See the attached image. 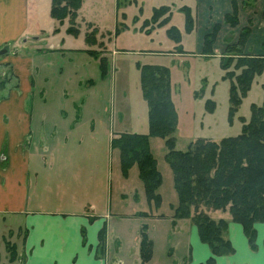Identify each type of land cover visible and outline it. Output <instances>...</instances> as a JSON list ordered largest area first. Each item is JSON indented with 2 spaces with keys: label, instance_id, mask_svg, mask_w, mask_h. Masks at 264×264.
<instances>
[{
  "label": "crops",
  "instance_id": "obj_1",
  "mask_svg": "<svg viewBox=\"0 0 264 264\" xmlns=\"http://www.w3.org/2000/svg\"><path fill=\"white\" fill-rule=\"evenodd\" d=\"M180 1L182 19L177 25L171 23L169 15L161 17L157 23L168 26V36L170 31L178 34V41L173 38L177 47L183 46V34L192 35L196 38L198 50L202 52L204 37L217 26L212 52L220 56L228 41L236 43L239 35L247 29L249 35L244 52L264 56V0H236L235 27L225 22V17L233 11L232 0ZM42 2L46 6V0H0V49L5 46L9 49L6 55L0 56V73L9 70L14 77L0 92L3 94V98H0V222L8 226L7 231L1 234L2 248L4 241L15 244L14 262L17 264H110L111 261L112 264H125V260L114 261L107 248L109 232L116 225L115 221L134 223L132 238L128 239V234H119L120 239L113 237L112 241L118 246H122L123 242L126 245L127 241L130 253L140 258L142 229L148 228L149 238V223L156 226L155 223L169 218L171 226L164 232V237L167 241L172 239L175 242H166L172 246H167V249L172 252L176 250L179 257L176 260L181 264H204L211 252L208 245L200 241L191 219L173 218L178 205L174 185L172 188L173 176L170 177L172 198L167 205L169 215H165L158 212L163 207L161 188L164 176L157 163L156 168L162 178L156 191L160 198L159 207L148 200L137 165L124 172L119 151L111 145L112 139L123 134L148 135V107L146 123L142 119L139 125L136 118L132 120L131 126L135 127V131L123 130L122 125L114 131V126L108 127L114 121L98 113L86 115L77 125L61 126L57 122L62 119V114L52 120H46V116L44 119L38 117L37 124L32 112L27 111L26 102L34 86V59L43 50L33 44L45 32L41 25L44 18L40 9ZM124 2L126 5L136 3L135 0ZM111 3L115 9L117 0H109V6ZM160 8L169 9V6L153 7L150 15L143 18V27L150 20L155 23L152 18L155 10ZM82 11L83 6L77 13L76 23L80 21L92 25L99 34L111 32H100V20L93 15L88 16L86 10ZM185 11L190 15L189 27ZM123 17L126 18V15ZM143 52L158 53L147 49ZM174 53L181 51L175 49ZM95 105L98 103L93 101L92 106ZM156 139H148L149 151L155 161L152 142ZM161 140L165 147L163 156H166L165 140ZM38 144L43 145V152L39 151ZM131 177L135 180L130 181ZM72 183L75 187H72ZM54 192L56 195L49 198L50 193ZM49 200L51 203L47 202ZM211 213L213 220L224 219L228 222L226 238L234 249L231 255L215 257V264H264V223L254 225L256 248L252 250L242 226L232 222L228 212L220 211L215 217ZM101 229L105 230L103 251L99 244ZM182 238H185L184 241ZM151 240L153 243L152 235ZM153 255L152 248L151 257ZM3 258L8 259V256L3 253Z\"/></svg>",
  "mask_w": 264,
  "mask_h": 264
},
{
  "label": "rangeland",
  "instance_id": "obj_2",
  "mask_svg": "<svg viewBox=\"0 0 264 264\" xmlns=\"http://www.w3.org/2000/svg\"><path fill=\"white\" fill-rule=\"evenodd\" d=\"M135 2L126 5L124 0H117L115 10L112 3L109 6V0L82 1V12L86 10L89 12L88 16L93 15L100 20V32L111 31L99 34L97 30L94 36L97 44L94 46L88 45L84 38L85 32L94 34L92 25L78 21V34L76 36L69 34L68 20L58 23L52 19L49 15L51 0H46V6L42 2L40 9L44 18L42 17L41 25L45 32L42 34L43 37L33 44L43 50L36 54L34 59L33 93L26 102L27 111L32 112L34 122L38 124L36 120L38 117L44 119L46 116V120H52L62 114V119L57 122L59 125H77L86 115L98 113L109 121H114L113 125L107 123L108 127L114 126V131L118 130L120 125L123 130L135 131V127L131 126L133 119L136 118L139 125L142 119L146 123L147 103L140 86L141 68L151 65L168 69L170 99L177 117L174 134L176 150H186L188 145L197 139L218 142L226 137L237 136L241 131L242 119L248 121L250 118L251 106L263 104L264 70L262 74L253 78L246 95L232 112L229 104L230 82L223 78L224 72L220 68V56L223 57V54L220 56L213 52L203 54V51L198 50L196 38L192 35L183 34L181 43L183 46L177 47L173 38L166 32L168 26L152 23L151 20L145 27L141 24L143 18L150 15L153 7L168 5L169 11L161 17L169 15L171 23L177 25L182 19V12L179 10L181 1L135 0ZM225 22L230 24L228 21ZM145 49L158 53L143 52ZM175 49L181 53H174ZM90 52H96V57ZM229 56L234 59L229 70L237 75L238 71H234L236 56L233 54ZM93 101L98 105L92 106ZM52 123L54 122H50ZM44 125L47 126L48 123L45 122ZM157 138V141L152 142V149L156 157L155 163L164 176L161 188L163 207L158 212L169 215L167 205L172 198L170 190L172 171L166 156H163L165 147L162 138ZM38 146L39 151L43 152V145ZM42 165L43 162L41 167ZM131 180H135L134 177H131ZM38 182L41 180L38 179ZM39 185L37 186L40 188ZM72 187H75L74 183ZM55 195L56 192L50 193L49 198ZM47 202L51 203L50 200ZM218 212L211 213L212 217L220 214ZM115 222L116 225L110 229L107 246L114 261L125 260V264H181L177 262L179 257L176 250L172 252L167 249V246H172L166 242H175L172 239L167 241L164 237V232L171 226L169 218L155 223L156 226L149 223V238L151 239L152 235L154 255L145 262H142L139 256L130 253L127 241L126 245L123 242L122 246L112 241L113 237L119 238V234H128V239L132 238L134 223L125 220ZM7 227L0 222V264L8 263L7 259L3 258L4 249L1 245V234L7 231ZM144 231L148 235V228L145 227Z\"/></svg>",
  "mask_w": 264,
  "mask_h": 264
},
{
  "label": "trees",
  "instance_id": "obj_3",
  "mask_svg": "<svg viewBox=\"0 0 264 264\" xmlns=\"http://www.w3.org/2000/svg\"><path fill=\"white\" fill-rule=\"evenodd\" d=\"M82 0H51L50 16L58 23L68 20V33L76 36L77 13ZM232 16L225 17L231 26H236L237 4L231 1ZM169 11L168 8L155 10L152 20L158 19ZM186 13L187 27L190 15ZM230 17V18H229ZM228 18V19H227ZM235 18V19H234ZM218 27L204 37L203 54H210ZM85 34L88 45H96L95 35ZM116 33V32H115ZM172 38L178 41V34L170 31ZM249 30L242 32L236 43L228 45L220 58V68L224 79L229 80V104L233 112L249 90L252 80L264 70V56L244 52ZM91 36V37H90ZM7 47V46H5ZM4 48V47H3ZM96 57V52H90ZM234 71L229 67L234 59ZM0 92L14 77L8 70L0 73ZM140 86L148 107V135L123 134L112 139V147L119 151L123 171L137 165L139 177L149 201L159 204L156 194L161 184V176L149 151V137H160L165 140L166 160L173 176V185L178 196V205L174 210L175 219L190 218L195 225L199 239L208 245L211 256L204 264H215V257L231 255L234 252L226 238L228 222L224 219L213 220L211 212L221 211L230 214L232 222L242 226L250 249L255 250L256 223H264V101L261 106L252 105L248 121L242 119L241 131L237 136L226 137L218 142L208 139H197L187 149L178 151L175 148L174 133L177 117L170 99L168 69L162 66H143L141 68ZM264 92V81L262 83ZM0 94V98H3ZM9 242L6 246L12 248ZM101 251L105 245V230L99 232ZM152 242L142 229L140 234V258L142 262L151 257ZM10 261L16 260V252Z\"/></svg>",
  "mask_w": 264,
  "mask_h": 264
},
{
  "label": "flooded vegetation",
  "instance_id": "obj_4",
  "mask_svg": "<svg viewBox=\"0 0 264 264\" xmlns=\"http://www.w3.org/2000/svg\"><path fill=\"white\" fill-rule=\"evenodd\" d=\"M11 247H13V249L12 248H9L8 246H6V244H5V241H4V254L5 255H7L8 256V263H13V262H11L10 261V257L12 258V254L14 253V251L16 252V248H15V244H12V243H8Z\"/></svg>",
  "mask_w": 264,
  "mask_h": 264
},
{
  "label": "water",
  "instance_id": "obj_5",
  "mask_svg": "<svg viewBox=\"0 0 264 264\" xmlns=\"http://www.w3.org/2000/svg\"><path fill=\"white\" fill-rule=\"evenodd\" d=\"M9 49L7 47L0 49V56L6 55L8 53Z\"/></svg>",
  "mask_w": 264,
  "mask_h": 264
}]
</instances>
